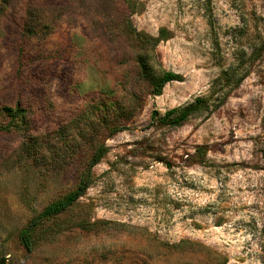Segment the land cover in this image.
<instances>
[{"label":"rangeland","instance_id":"374dc122","mask_svg":"<svg viewBox=\"0 0 264 264\" xmlns=\"http://www.w3.org/2000/svg\"><path fill=\"white\" fill-rule=\"evenodd\" d=\"M165 71L184 79L155 95ZM198 97L181 125L162 120ZM262 143L264 0H0L9 264H264ZM99 146L91 186L28 251L22 229Z\"/></svg>","mask_w":264,"mask_h":264},{"label":"trees","instance_id":"16d2710c","mask_svg":"<svg viewBox=\"0 0 264 264\" xmlns=\"http://www.w3.org/2000/svg\"><path fill=\"white\" fill-rule=\"evenodd\" d=\"M148 41L157 42V39L149 37ZM233 75V72L231 73L229 70H226L221 75V78L230 80L231 78H233ZM183 79L184 77L180 73H177L175 71H165L161 77L151 80L152 92L155 95H159L162 93L163 88L167 83L171 81H182ZM243 79L244 77L239 79V81L242 82ZM237 82L238 81H236V83ZM205 106H207L206 100L198 97L195 99L194 102L186 106L176 107L167 111L166 114L162 117V120L166 124H170L173 126L181 125L188 119L190 115H192L199 109L204 108ZM154 114H157V111H155ZM262 147H264V143H262ZM106 151L107 149L105 146H99L92 154L89 160V168L88 170L83 171V174L75 189L68 193L64 198L49 204L35 218H33L25 228L22 229L20 237L28 251L32 250V243L30 239L31 232L37 226H39L43 222V220L66 211L70 206H72L80 197H82L86 193L87 189L93 183V175L91 169L96 163H98L103 158ZM0 264L9 263L7 262L5 257H0Z\"/></svg>","mask_w":264,"mask_h":264}]
</instances>
